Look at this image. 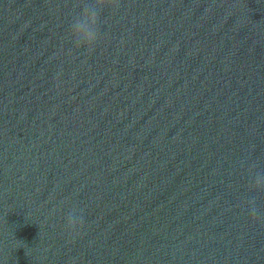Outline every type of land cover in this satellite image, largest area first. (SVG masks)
<instances>
[{
  "label": "water",
  "instance_id": "95a60500",
  "mask_svg": "<svg viewBox=\"0 0 264 264\" xmlns=\"http://www.w3.org/2000/svg\"><path fill=\"white\" fill-rule=\"evenodd\" d=\"M92 4L0 0V264H264V0Z\"/></svg>",
  "mask_w": 264,
  "mask_h": 264
},
{
  "label": "clouds",
  "instance_id": "9594fccd",
  "mask_svg": "<svg viewBox=\"0 0 264 264\" xmlns=\"http://www.w3.org/2000/svg\"><path fill=\"white\" fill-rule=\"evenodd\" d=\"M118 6L119 0H93L92 5L81 6L80 19L70 26V34L78 48H84L88 52L96 48L101 38L99 24L102 10H115ZM249 190L264 193V169H257L250 175ZM247 214L251 221L264 223V213L257 206L254 197L248 200ZM83 227V216L78 222L69 219L65 223V230L70 237L79 234Z\"/></svg>",
  "mask_w": 264,
  "mask_h": 264
}]
</instances>
